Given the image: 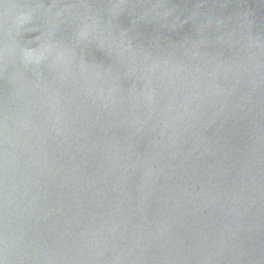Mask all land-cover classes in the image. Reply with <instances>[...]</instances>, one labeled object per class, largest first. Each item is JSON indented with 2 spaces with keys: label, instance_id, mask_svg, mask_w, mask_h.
<instances>
[{
  "label": "water",
  "instance_id": "water-1",
  "mask_svg": "<svg viewBox=\"0 0 264 264\" xmlns=\"http://www.w3.org/2000/svg\"><path fill=\"white\" fill-rule=\"evenodd\" d=\"M0 264H264V0H0Z\"/></svg>",
  "mask_w": 264,
  "mask_h": 264
}]
</instances>
